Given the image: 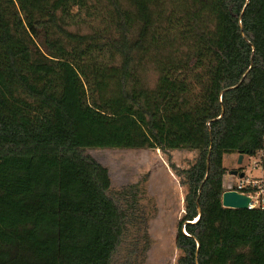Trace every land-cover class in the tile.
Wrapping results in <instances>:
<instances>
[{
    "label": "trees",
    "instance_id": "1",
    "mask_svg": "<svg viewBox=\"0 0 264 264\" xmlns=\"http://www.w3.org/2000/svg\"><path fill=\"white\" fill-rule=\"evenodd\" d=\"M97 149L166 157L176 264H264V209L222 206L228 158L264 151V0H0V264H113L130 226L147 239Z\"/></svg>",
    "mask_w": 264,
    "mask_h": 264
},
{
    "label": "rangeland",
    "instance_id": "2",
    "mask_svg": "<svg viewBox=\"0 0 264 264\" xmlns=\"http://www.w3.org/2000/svg\"><path fill=\"white\" fill-rule=\"evenodd\" d=\"M86 153L108 170L112 195L130 187H137L141 192L137 206L145 217L147 239L144 237L143 227L137 230L130 226L113 264L124 263L133 242L137 243L138 253L147 244L143 264H176L178 251L175 235L184 208V192L178 178L168 166L166 157L160 151L149 149H97ZM191 157L187 153H175L172 160L177 166H184L185 159ZM238 160V155H233L225 164L231 172L240 167L245 177L240 179L228 173L224 177L226 186L235 188L240 182L246 186H254L256 181L264 178V173L252 169L250 157H243L240 165ZM136 260L140 264L141 257Z\"/></svg>",
    "mask_w": 264,
    "mask_h": 264
},
{
    "label": "built area",
    "instance_id": "3",
    "mask_svg": "<svg viewBox=\"0 0 264 264\" xmlns=\"http://www.w3.org/2000/svg\"><path fill=\"white\" fill-rule=\"evenodd\" d=\"M253 170H260L264 173V151L259 152L257 155L250 157ZM245 177V175H244ZM257 183L252 186H246L245 183L240 182L235 188L226 186V191H236L244 194L250 198L248 210L261 208L264 209V178L256 181Z\"/></svg>",
    "mask_w": 264,
    "mask_h": 264
},
{
    "label": "water",
    "instance_id": "4",
    "mask_svg": "<svg viewBox=\"0 0 264 264\" xmlns=\"http://www.w3.org/2000/svg\"><path fill=\"white\" fill-rule=\"evenodd\" d=\"M242 161L243 155H240L238 164H242ZM230 175L239 177L240 179L244 178V173H239L237 170L232 171ZM249 203V197L236 191H225L222 195V206L224 208L248 210Z\"/></svg>",
    "mask_w": 264,
    "mask_h": 264
},
{
    "label": "crops",
    "instance_id": "5",
    "mask_svg": "<svg viewBox=\"0 0 264 264\" xmlns=\"http://www.w3.org/2000/svg\"><path fill=\"white\" fill-rule=\"evenodd\" d=\"M224 186H225V184H224Z\"/></svg>",
    "mask_w": 264,
    "mask_h": 264
}]
</instances>
